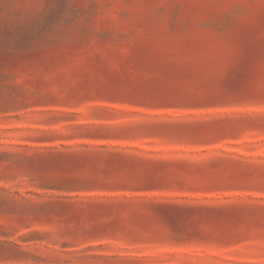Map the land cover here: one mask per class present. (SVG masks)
<instances>
[{
  "label": "rangeland",
  "instance_id": "rangeland-1",
  "mask_svg": "<svg viewBox=\"0 0 264 264\" xmlns=\"http://www.w3.org/2000/svg\"><path fill=\"white\" fill-rule=\"evenodd\" d=\"M0 264H264V0H0Z\"/></svg>",
  "mask_w": 264,
  "mask_h": 264
}]
</instances>
